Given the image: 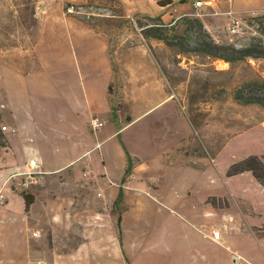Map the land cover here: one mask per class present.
<instances>
[{
  "label": "crops",
  "instance_id": "1",
  "mask_svg": "<svg viewBox=\"0 0 264 264\" xmlns=\"http://www.w3.org/2000/svg\"><path fill=\"white\" fill-rule=\"evenodd\" d=\"M53 1L40 0L37 4L33 59L22 63L11 55L0 59V134L2 127L16 131L2 134L4 144L0 148V186L6 183L7 197V204L0 207V264H155L153 254L148 253L153 250H164L165 264H264V234L261 240L246 246V251L253 249V253L227 246L221 233L219 241L212 239V233L219 229L208 224L202 210L207 208L206 199L223 196L196 195L184 187L179 202L174 199L175 192L162 197L170 201L166 218H176L182 224L177 227L182 237L176 243H159L151 229L139 228L132 222L137 213L153 214L142 196L154 199L167 181L171 189L175 187L176 183L168 179L175 175L172 171L194 165L186 158L198 157L203 169L210 167L207 160L215 166L223 151L220 136L209 144L214 157L207 159L205 150L195 146L191 136L186 140L182 133L179 143L176 141L170 151L163 153L159 164L151 167L138 148L127 146L123 134L156 107L169 104L177 111L178 104L167 89L164 75L147 51L132 50L117 60V52L111 54L106 35L96 34L67 16L57 0ZM260 1L257 0L264 3ZM211 3L212 7L202 11L219 14L221 2ZM114 64L120 66L117 71ZM67 75H71L69 83ZM155 94L158 102L136 115L135 107L148 103ZM96 117L105 121V127L98 131L90 126ZM107 121L112 122L109 128ZM188 125L193 136L197 135L189 120ZM63 145L71 150L66 159L49 161L47 155ZM157 166H162L161 170ZM24 172L35 174L31 185L39 190H24L34 197L28 212L22 197L24 178L10 179ZM156 174L161 178L153 182ZM251 178L262 195L264 188ZM145 179L151 181L149 190L132 185ZM58 183L67 185L69 192L50 194L49 187H57ZM29 186L30 183L24 189ZM94 187L96 196L90 194ZM196 197L203 201V208L192 203ZM240 200L244 205L236 204L242 215L239 219L263 218L259 224L247 222L246 226L243 218L244 229L250 232L264 228V213L257 211L248 197ZM225 207L228 210L232 205ZM222 218L237 220L233 214ZM31 222L37 224V230H32ZM131 223L133 231L124 232L126 224ZM197 224L203 229L198 230ZM35 233L37 236H33ZM32 250L45 251L46 255L34 261Z\"/></svg>",
  "mask_w": 264,
  "mask_h": 264
},
{
  "label": "rangeland",
  "instance_id": "2",
  "mask_svg": "<svg viewBox=\"0 0 264 264\" xmlns=\"http://www.w3.org/2000/svg\"><path fill=\"white\" fill-rule=\"evenodd\" d=\"M39 1L0 0V59H5L7 55H11L20 62L33 59L34 47L37 44V19L39 16L37 4ZM159 1L163 0H57L56 2L67 16H72L84 23L96 34H101L104 37L106 35L111 54L117 52V60L123 59L132 50L147 51L164 75L167 89L178 104L177 111L174 112V108L169 104L156 107L136 121L130 130L123 134L127 146L138 148L145 155L143 157L148 158L147 162L151 164V167L159 164L164 157L163 153L170 151L176 141L177 144L179 143L178 140L182 137V133L186 134V140L191 136L189 139L195 140L193 144L202 147L203 151L205 150L207 159L209 156L214 157L209 144L220 136L223 151L215 166L207 160L210 167L203 169L198 157L186 158L185 160L194 165L189 164L188 169L181 167L180 170L177 167L172 171V174L175 175H171L168 179L176 183L175 187L171 189V184L167 181L168 185L163 184L161 193L154 199L142 196L147 209L152 210L153 214L148 213L149 211L141 212L137 213L138 215L135 217L132 213L131 216H134L132 222H135L139 228L151 229V234L158 236L159 243L179 242L182 230L177 227L182 224L178 223L176 218L175 220L166 218L169 214L170 201H165L162 197L175 192L177 197L174 199L179 202L180 195L183 194L181 188L189 187L196 195L223 196L222 199L219 197L206 199L207 208L202 211L207 214L208 224L219 229L222 234L221 240L227 246L230 244L234 250L240 248L242 253H253V249L246 251L245 248L259 239L261 240L264 228L261 226L259 230L249 232L244 229L243 225L246 226L247 222L249 225L259 224L260 221L263 222V218L247 219L243 217L245 222L243 224L242 219L240 218V221L238 218L242 215L236 204L244 205L240 199L248 197L255 205V209L264 213V193L261 195V192H257V186L253 184L250 172L234 176H229L228 172L232 165L249 156H264V108L258 105H244L233 97L234 91L244 82L253 79L264 80V60H248L231 68L230 65L225 66L224 62L212 61L206 57L180 54L177 49L166 47L154 38L145 39L139 23L150 25L155 23L151 19L160 18V22L156 23H162L169 27L174 26L181 33L187 27L183 18L196 19L192 16L195 13L194 2L196 0H169L171 4L164 8L158 5ZM215 1H220L223 5L218 7L219 14L199 20L216 43H233L237 47H241L258 35L256 28L250 26L249 17L263 14L264 3H258L257 0H235L231 5L227 0ZM69 7H74L73 14L67 13L66 10ZM228 8L240 14L239 18L243 21L239 32L234 35H229L225 31L229 23L225 15ZM203 13L214 14V12ZM119 67V64H116L114 70L117 71ZM66 79L69 83L71 75L69 77L67 75ZM222 89L225 90V93L221 92ZM158 100L159 96L155 94L148 103L136 106V115L146 108H152ZM192 118L194 121H191ZM101 120L105 125L104 119ZM188 120L197 135L193 136L194 132L189 127ZM195 123L199 126L197 127ZM111 125L112 122H108L106 126L109 128ZM68 148L69 146L63 145L57 149V152L48 154L47 158L52 163L63 161L70 154L71 150ZM165 158L168 157L165 156ZM165 158L161 161V165L164 164ZM169 158L174 159L172 156ZM156 168L161 170L162 166ZM157 173L161 174V172ZM34 176L31 182L34 181ZM159 176L154 175L153 182L159 180L161 178ZM31 182L29 189H24V187L22 190L28 193H31V189L37 191V187L33 188ZM150 182L149 179H145L134 181L132 185L134 187H137V184L138 186L143 185V188L149 190ZM62 191L68 193L69 187L58 183L57 187H54L53 184L48 189V192L53 195ZM8 193L10 194V192ZM96 193L95 187L91 189L90 194L96 196ZM192 203L200 209L203 208L200 206L203 201L198 197ZM228 204H231L232 208L224 209ZM220 209L224 210L220 211ZM131 211L139 212L141 210L132 209ZM227 214H233L237 220H223L222 216ZM118 216L116 215L117 218ZM179 216L181 217V215ZM238 223L240 224L238 225ZM130 226L132 223L131 225L126 224L124 232L133 231ZM37 227L36 223L31 222L32 230H37ZM196 227L198 230L203 229V226L199 224ZM165 228L168 229L165 230ZM148 253L151 256L153 254L155 264H165L164 250H153ZM233 254L237 256L236 253ZM45 255V251H31V259L34 261L36 258L45 257Z\"/></svg>",
  "mask_w": 264,
  "mask_h": 264
},
{
  "label": "trees",
  "instance_id": "3",
  "mask_svg": "<svg viewBox=\"0 0 264 264\" xmlns=\"http://www.w3.org/2000/svg\"><path fill=\"white\" fill-rule=\"evenodd\" d=\"M170 4L169 0L158 2V5L163 8ZM151 21L155 23L150 25L139 23L144 38H154L162 42L166 47L177 49L180 54L206 57L212 61L224 62L230 65L231 68L248 60H264V13L249 17V24L256 28L258 35L254 36L248 44L241 47H237L233 43H216L210 33L204 28L201 20L197 18H183V22L187 23V27L181 33L174 26L169 27L162 23H156L160 22V18L151 19ZM86 23L88 24V22ZM205 91L207 92V90ZM221 92L225 93V90L222 89ZM233 97L244 105H258L264 108V80L253 79L244 82L234 91ZM191 121H194L193 118ZM195 124L197 127L199 126L197 123ZM3 138V135L0 134V148L4 144ZM244 172H250L264 188V156L253 155L245 158L241 162L232 165L228 175L234 176ZM22 197L25 202V210L28 212L33 204L34 197L25 192L22 193Z\"/></svg>",
  "mask_w": 264,
  "mask_h": 264
},
{
  "label": "built area",
  "instance_id": "4",
  "mask_svg": "<svg viewBox=\"0 0 264 264\" xmlns=\"http://www.w3.org/2000/svg\"><path fill=\"white\" fill-rule=\"evenodd\" d=\"M228 3H233L235 0H227ZM213 4L211 3V1H204V0H196L194 2V9H195V13L192 15L198 19H203V18H207L209 16L212 15H217V13L214 12V14H205L202 11V9L204 7H212ZM67 13L73 14L74 13V7H69L67 10ZM225 15L229 18V23L225 28V31L227 34L229 35H234L237 34L240 30V27L242 25V20L239 18V15H236V13L232 10H227ZM228 64H225V66H227ZM104 125V122L99 119L98 117L94 118L91 120L90 122V126L94 131H98L100 128H102ZM16 131L14 129H8L7 127H2L1 128V134H5V133H10V134H14ZM35 174L33 172H24V173H20V174H14L11 176L10 179L16 178L17 176H22L24 177V180H22L21 185L22 187H27L28 184L33 180V176ZM88 175V174H85ZM9 179V180H10ZM8 180V181H9ZM7 181V182H8ZM5 185L0 186V207H4L7 204V197L5 194ZM33 236H37V234H33ZM212 239L215 241H219L220 240V232L219 231H214L212 233ZM235 259L237 260L238 257L235 256ZM36 264H48L46 262H42V261H37Z\"/></svg>",
  "mask_w": 264,
  "mask_h": 264
}]
</instances>
